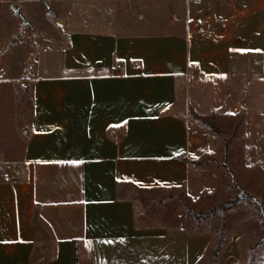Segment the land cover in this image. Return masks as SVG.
<instances>
[{"label": "crops", "instance_id": "crops-1", "mask_svg": "<svg viewBox=\"0 0 264 264\" xmlns=\"http://www.w3.org/2000/svg\"><path fill=\"white\" fill-rule=\"evenodd\" d=\"M38 1L0 0V264L203 262L212 233L144 221L133 193L213 195L214 173L189 163L212 146L194 113L240 110L248 165L264 134V0H182L185 31L128 34L65 31L47 11L45 30L28 5ZM18 83L28 86V115L21 93L12 114ZM215 264H241L236 240Z\"/></svg>", "mask_w": 264, "mask_h": 264}, {"label": "rangeland", "instance_id": "rangeland-1", "mask_svg": "<svg viewBox=\"0 0 264 264\" xmlns=\"http://www.w3.org/2000/svg\"><path fill=\"white\" fill-rule=\"evenodd\" d=\"M28 5L36 7L32 13L41 21L45 30L47 27H53L51 24L53 21H46L44 11L49 12L48 17L56 18L57 25L62 26L61 29L65 31L115 30L117 33L128 34L183 32L186 28L182 0H39ZM2 19H5L4 13ZM21 36L22 34L19 35ZM18 53L20 55L22 49H19ZM213 84L214 80L207 78L208 95L201 96L203 103L214 102ZM26 89L28 90V86L22 87L19 83L10 88L12 114H20L18 101L21 93L24 113L28 115L30 96ZM195 90L196 93L200 92L198 89ZM233 93L230 90L225 93V102L230 101ZM179 106L180 113H190L182 105ZM5 108L4 97L0 93V139L4 129ZM204 119L207 123L201 121L202 125L212 137L211 149L198 159H191L189 163L191 167L200 166L214 173L217 186L213 195L194 201L182 188L165 191L137 189L133 193L137 200L136 210L141 209L139 217L144 221L163 223L175 232L206 230L212 233L214 242L208 248L207 257L203 262L211 260L210 249L219 239H221L219 255L225 249V244L234 239L241 254V264H264V134L256 148L249 150V162L245 165L241 141L243 117L240 110L239 114L213 112L204 115ZM262 129L264 131V119ZM11 139L13 145L21 146L17 135ZM17 149L12 150V154H16ZM247 194L250 195V199L246 198ZM231 202H235L232 207L226 209L220 207L214 213H206L221 203Z\"/></svg>", "mask_w": 264, "mask_h": 264}, {"label": "trees", "instance_id": "trees-1", "mask_svg": "<svg viewBox=\"0 0 264 264\" xmlns=\"http://www.w3.org/2000/svg\"><path fill=\"white\" fill-rule=\"evenodd\" d=\"M192 115H193L194 117L200 119L203 123H207L206 120L204 119V116H201V115H199V114H195V113L192 114ZM136 190H137V189H135L134 191H136ZM246 198L250 199L251 197H250L249 194H247V195H246ZM234 203H235V202H231V203H229V204H223V203H221V204H219L218 206L214 207V209L212 208L211 211L209 210V211H207L206 213H208V214H209V213H214V211L220 209V207H222V208H224V209L229 208V207H232V206L234 205ZM220 243H221V239H219V240L216 242L215 246H214L213 248L210 249V253H211V256H212L211 260L208 261V262H200L199 264H215V263L217 262V260H218V255H219L220 248H221Z\"/></svg>", "mask_w": 264, "mask_h": 264}, {"label": "water", "instance_id": "water-1", "mask_svg": "<svg viewBox=\"0 0 264 264\" xmlns=\"http://www.w3.org/2000/svg\"><path fill=\"white\" fill-rule=\"evenodd\" d=\"M12 9L13 11L18 14L19 16H21L23 18V20H25L24 16L22 15L21 11L19 10V7L16 4L12 5Z\"/></svg>", "mask_w": 264, "mask_h": 264}, {"label": "built area", "instance_id": "built-area-1", "mask_svg": "<svg viewBox=\"0 0 264 264\" xmlns=\"http://www.w3.org/2000/svg\"><path fill=\"white\" fill-rule=\"evenodd\" d=\"M191 1H193L196 4H198V3H200L201 0H191ZM173 17H175V15H173ZM185 20H188V18L186 17ZM116 67L117 68H121L120 64H117Z\"/></svg>", "mask_w": 264, "mask_h": 264}]
</instances>
